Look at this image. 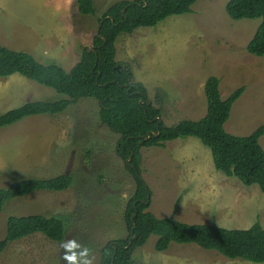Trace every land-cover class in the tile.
I'll return each instance as SVG.
<instances>
[{
    "label": "rangeland",
    "instance_id": "1",
    "mask_svg": "<svg viewBox=\"0 0 264 264\" xmlns=\"http://www.w3.org/2000/svg\"><path fill=\"white\" fill-rule=\"evenodd\" d=\"M92 1L94 15L81 16L76 0H0V43L16 49L25 47L30 52H22L39 63H53L69 71L79 61L82 50L92 46L103 13L122 0ZM228 1L197 0L190 13L170 16L155 27L121 34L115 41V61L130 69L133 82L144 85L148 101L161 110V122L166 126H174L184 119H199L205 114L203 84L210 76L219 79L223 100L244 87L224 124L228 134L248 136L264 126V56L256 57L246 51L261 20L230 19L225 11ZM200 96L202 107L195 106L192 114L187 108L188 101L196 100L197 105ZM63 98L18 74L0 78V115L26 103ZM177 99L185 103L179 105L175 102ZM170 101L176 107L163 105ZM118 140L119 135L100 122L97 102L91 98L81 99L57 115L29 116L0 128V189L28 178L48 179L60 175L72 178L71 186L63 191H35L5 204L0 212V240L5 236L9 216H53L63 221L65 234L61 243L41 234L14 241L0 253V264H67L62 245L71 240L89 248V258L94 257L93 264H99L101 249L106 244L128 236L123 214L134 184L126 170V161L117 155ZM183 140L174 142H188ZM192 140V145L199 146L206 159L192 158V152L199 149H185L182 154L192 155L193 170L178 169L180 174L173 170L180 161L178 151L169 156L168 148L140 150L141 178L151 191L147 211L157 218L173 217L177 221H189L184 214H195L200 223L236 229H245L258 221L264 229V195L258 187L244 186L215 170L209 149L199 140ZM259 144L264 149V135ZM162 151L168 154V158L160 160L161 165L167 166L166 170L150 169L151 156ZM198 170L205 172L204 177L198 176L202 180L197 179L203 190L202 198L205 195L206 199L213 198L207 191L218 180L233 185L230 191L221 189L225 198L232 199V208L228 207L227 212L235 214L233 218L227 219L231 217L227 212L213 218L219 216L217 210L206 202L199 211L180 207L190 190L185 184L193 182ZM199 184L192 186L197 188ZM193 195L197 194L193 192ZM177 200L179 205L173 212ZM204 206L209 208L203 209ZM225 220L232 222L221 225ZM156 239L151 235L134 251V263L258 264L228 259L194 244L171 243L166 251L157 252Z\"/></svg>",
    "mask_w": 264,
    "mask_h": 264
},
{
    "label": "trees",
    "instance_id": "2",
    "mask_svg": "<svg viewBox=\"0 0 264 264\" xmlns=\"http://www.w3.org/2000/svg\"><path fill=\"white\" fill-rule=\"evenodd\" d=\"M196 1L122 0L113 3L98 20L92 43L94 50L84 48L79 61L69 71L53 63L41 64L27 53L0 45V78L18 74L65 96L58 101L30 102L11 109L0 115V128L29 116L57 115L79 100L91 98L97 102L102 125L119 135L116 152L126 161V170L134 184L123 214L128 236L106 244L101 249L99 264H136L132 260L134 251L142 247L151 235L157 237L154 244L157 252L166 251L171 243L194 244L228 259L264 263V229L258 221L243 230L225 229L215 225H189L173 217L157 218L147 211L151 191L141 178L140 150L162 147L166 142L188 137L198 139L210 150L217 171L227 177H235L245 186L256 185L264 195V149L259 144L264 126L248 136H235L224 130L231 107L242 95L244 87L237 88L223 100L219 93V79L210 76L203 85L206 100L204 117L198 121L184 119L174 126H166L158 121L161 110L146 103L144 85L133 82L130 69L115 61V41L119 35L131 34L141 27H155L170 16L190 13ZM76 5L81 16L94 15L92 0H76ZM225 11L235 21L261 20L246 45V51L256 57L264 56V0H229ZM71 184L69 175L13 182L0 189V212L7 202L15 198L35 191L60 192ZM178 205L179 200L175 202L173 212ZM33 234L61 243L65 234L63 221L44 215L7 217L0 253L10 243Z\"/></svg>",
    "mask_w": 264,
    "mask_h": 264
},
{
    "label": "crops",
    "instance_id": "3",
    "mask_svg": "<svg viewBox=\"0 0 264 264\" xmlns=\"http://www.w3.org/2000/svg\"><path fill=\"white\" fill-rule=\"evenodd\" d=\"M8 40V39H7ZM8 42H11V44H12V40L11 41H9L8 40ZM0 45H2L1 43H0ZM3 47H5V48H8V49H10V50H12V51H18L19 50V52H22V51H25V52H30L28 49H26L25 47H23V48H19V49H16V48H14V47H11V46H8V45H2ZM115 55H116V53H115ZM33 82V81H32ZM205 82V81H204ZM204 85V84H203ZM206 101V100H205ZM161 102V100L159 101V103ZM177 104H181V103H185V100L183 101V102H181L180 100H176L175 101ZM175 102H173V101H170V103H166V104H163L164 106H170L171 108L173 107H176L175 105H176V103ZM198 102V101H197ZM201 102H203V100H202V97L200 96V100H199V102H198V104L196 105V100L195 101H193L192 102V100H189L188 101V104H187V108L189 107V109H190V111L192 112V114L193 113H195V106H199L200 108L202 107V104H201ZM174 103H175V105H174ZM161 105H162V103H160ZM206 113V112H205ZM205 115V114H204ZM204 115L202 116V117H204ZM201 117V118H202ZM201 118H199V119H201ZM199 119H193V118H189V119H187V120H192V121H198ZM192 139H196V138H184V140L183 139H176V140H173V141H170V142H166L165 144H164V146H162V147H159V148H163V149H169L170 150V154H169V156H171V154H172V152H175V151H178L179 152V154L178 153H176L175 155H177L178 154V160H180L178 163H177V165H175V167H173V170L174 171H176L177 173H179L180 174V171L178 170V169H180L181 171H185L187 168H191L192 170H193V165L191 164L192 163V161H191V156H192V158H197L199 161H201V160H203V159H206V155H204L203 153H202V151L200 150V147L199 146H197V145H192L193 144V142H194V140H192ZM177 140H183V141H188V142H181V144H179V142H174V141H177ZM198 140V139H197ZM201 143V142H200ZM202 144V143H201ZM155 148H158V147H155ZM162 149V150H163ZM185 149H199V151L198 152H195V153H193L192 152V155L191 156H186V155H183L182 154V152L185 150ZM209 152H210V150H209ZM210 156H211V153H210ZM162 158H168V154L166 155L165 154V152L164 151H162V152H157L154 156H151V160H149V167H150V169L152 168V169H157V170H166V165H161L160 164V160L162 159ZM211 161H212V157H211ZM142 164H143V161H142V156H141V166H142ZM212 165H213V163H212ZM156 166V167H155ZM173 166V165H172ZM213 168H214V166H213ZM168 169V168H167ZM215 169V168H214ZM210 170V169H209ZM216 170V169H215ZM158 171V172H159ZM194 171H190V173H193ZM172 174V173H171ZM203 174H205V172H203V170H198L197 172H196V174H195V176H194V179H193V182H191V183H189V184H185L187 187H189L190 188V190L188 191V193H186L185 195H184V197H183V199H182V201H181V205H180V207L181 208H188V209H192V210H195V211H199L200 209H201V205L203 204V202H206V203H208V205H209V207L210 208H213V209H215V210H217V214L219 215V216H212L213 218H219V217H221V216H223L226 212H227V210H228V207L229 208H232V205H231V203H232V199H230V198H225L224 196H223V194L225 193V192H221V189L222 190H228V191H230L231 189H230V187H233V185L231 184V183H229V182H227V184H226V182L225 181H217V182H214V186L212 187V189L210 190V191H207L208 192V195H212L213 196V198H205L206 197V195H205V197L204 198H202L203 196H201V193L203 192V190L201 189V187H200V184L197 182V179L198 178H200V177H204V176H202ZM223 174V173H222ZM224 175V174H223ZM198 176H200V177H198ZM212 176V175H211ZM225 176V175H224ZM212 177H214V176H212ZM225 177H227V176H225ZM228 178H230V177H228ZM233 178H235V177H233ZM201 179V178H200ZM236 179V178H235ZM202 180V179H201ZM238 180V179H237ZM239 181V180H238ZM240 182V181H239ZM199 184V187H197L196 188V186H192V184ZM235 183V182H234ZM241 183V182H240ZM236 184V183H235ZM242 184V183H241ZM243 185V184H242ZM245 186V185H244ZM237 187L238 188H240L238 185H237ZM215 189V190H214ZM243 192L245 191L243 188H240ZM193 192L194 193H196L197 195L195 196V195H193ZM233 203H235V201L233 200ZM208 206H204L203 207V209H207V208H209ZM249 209H251V208H249ZM233 211V210H232ZM229 215H231V217H229V218H227V219H231V218H233V216L235 215H233V214H230V213H228L227 212V216H229ZM184 217L187 219V220H189V221H179V222H181V223H185V224H189V225H194V224H206V225H212L211 223H200V222H198V221H196V219L198 218L197 217V215H195V214H184ZM232 221H224V222H222L221 223V225H229V223H231ZM256 222V221H255ZM254 222V223H255ZM254 223H252V224H254ZM251 224V225H252ZM250 225V226H251ZM215 226H217V227H221V228H225V229H236L237 227H225V226H220V225H215ZM249 226V227H250ZM249 227H247V228H249ZM247 228H245V229H247ZM263 228V227H262ZM240 230H243V229H240Z\"/></svg>",
    "mask_w": 264,
    "mask_h": 264
},
{
    "label": "clouds",
    "instance_id": "4",
    "mask_svg": "<svg viewBox=\"0 0 264 264\" xmlns=\"http://www.w3.org/2000/svg\"><path fill=\"white\" fill-rule=\"evenodd\" d=\"M65 249L63 259L67 264H93V258H89L90 249L71 240L62 245Z\"/></svg>",
    "mask_w": 264,
    "mask_h": 264
},
{
    "label": "water",
    "instance_id": "5",
    "mask_svg": "<svg viewBox=\"0 0 264 264\" xmlns=\"http://www.w3.org/2000/svg\"><path fill=\"white\" fill-rule=\"evenodd\" d=\"M94 49H93V47L91 46V47H88V51H93ZM140 104H143V101H140L139 102ZM148 105H151V102L150 101H147L146 102ZM158 121L160 122L161 121V117H158ZM150 136L148 135L147 136V138H149ZM110 246H112V245H110Z\"/></svg>",
    "mask_w": 264,
    "mask_h": 264
}]
</instances>
